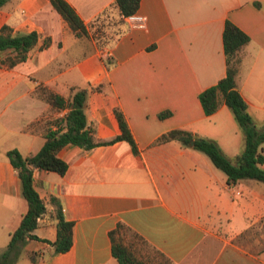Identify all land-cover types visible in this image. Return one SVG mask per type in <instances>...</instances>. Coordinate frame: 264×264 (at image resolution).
Wrapping results in <instances>:
<instances>
[{
	"label": "crops",
	"instance_id": "0c3cea01",
	"mask_svg": "<svg viewBox=\"0 0 264 264\" xmlns=\"http://www.w3.org/2000/svg\"><path fill=\"white\" fill-rule=\"evenodd\" d=\"M65 1L85 36H75L48 0L0 6V28L37 33L24 61L0 65V252L26 210L5 152L34 154L73 93L85 88L83 112L94 138L119 133L118 107L136 150L123 140L88 150L66 145L57 152L67 165L62 175L33 169L45 211L31 232L37 239L26 240L14 264H118L108 237L117 223L168 264H264V186L254 179L227 184L206 155L176 140L151 144L182 129L213 140L230 161L241 150L229 108L221 103L205 115L198 101L225 74V20L249 38L239 51L236 86L254 124H264V0H139L134 13L142 25L120 17L114 0ZM98 18H115L118 25L105 46L91 37ZM44 38L49 42L41 48ZM45 91L65 106H51ZM161 112L168 114L160 118ZM54 208L72 223L65 252L41 241L55 238Z\"/></svg>",
	"mask_w": 264,
	"mask_h": 264
},
{
	"label": "trees",
	"instance_id": "16d2710c",
	"mask_svg": "<svg viewBox=\"0 0 264 264\" xmlns=\"http://www.w3.org/2000/svg\"><path fill=\"white\" fill-rule=\"evenodd\" d=\"M7 0H0L2 6ZM51 7L67 23L75 36H85L86 29L73 8L65 0H48ZM139 0H114L120 17L136 11ZM37 33L10 34L5 26L0 28V65L12 67L26 58L27 51L36 43ZM248 36L228 20L224 21L221 41L225 59V74L215 84L205 88L198 94V101L205 115L213 113L223 103L231 111L233 118L242 134V148L235 154L232 161L224 156L217 144L208 138L198 137L189 131L171 129L158 135L151 144H160L168 140H176L183 147L192 148L203 153L212 165L220 170L227 184L240 179H254L264 183V124L256 126L246 112L245 103L238 93L236 75L239 65V51L248 42ZM48 38H44L40 47L48 45ZM86 89L73 93L67 103V111L59 124L53 129L48 128L44 134V141L40 148L31 155L22 156L16 149L5 152L9 164L15 170L20 183V194L26 202V210L21 215L17 227L10 232L9 239L0 252V264H14L27 239H37L31 232L36 226L37 218L45 211L43 201L38 197L32 185L33 169L52 171L62 175L66 171V163L57 156L59 149L66 145H75L84 150L94 146L109 144L117 140L127 142L135 151V143L128 129L126 120L118 107L113 108L119 133L109 140L94 138L93 128L86 124L83 112ZM45 100L56 108L65 106V100L60 96L45 91ZM78 105V107H75ZM168 112H161L158 117L166 116ZM57 122V121H55ZM54 122V123H55ZM57 219L55 238L47 242L53 252H65L71 244V225L65 220L58 208H54ZM110 251L118 264H146L143 256L132 251L131 242L146 243L128 227L117 223L108 231ZM127 238L128 242L124 240ZM147 246V245H146ZM148 247V246H147ZM153 251V250H152ZM159 258L158 264H168V260L153 251Z\"/></svg>",
	"mask_w": 264,
	"mask_h": 264
},
{
	"label": "rangeland",
	"instance_id": "374dc122",
	"mask_svg": "<svg viewBox=\"0 0 264 264\" xmlns=\"http://www.w3.org/2000/svg\"><path fill=\"white\" fill-rule=\"evenodd\" d=\"M102 20V21H101ZM96 27L94 30L91 31V37L96 40V44L99 46H105L107 45L115 33L118 30V25L115 18H103L99 19L98 22L95 23ZM0 58H2V55H0ZM258 183L262 186H264L263 182ZM125 242H128L127 238L124 240ZM132 251L135 252L139 256L148 255V258L146 257L144 261L146 264H154L155 260H159V258L156 256V254L146 245L139 241H130Z\"/></svg>",
	"mask_w": 264,
	"mask_h": 264
},
{
	"label": "built area",
	"instance_id": "2783aa9c",
	"mask_svg": "<svg viewBox=\"0 0 264 264\" xmlns=\"http://www.w3.org/2000/svg\"><path fill=\"white\" fill-rule=\"evenodd\" d=\"M124 20L127 21L128 23L136 24V25H142V22H143L142 16L136 13H132V14L124 16Z\"/></svg>",
	"mask_w": 264,
	"mask_h": 264
},
{
	"label": "water",
	"instance_id": "95a60500",
	"mask_svg": "<svg viewBox=\"0 0 264 264\" xmlns=\"http://www.w3.org/2000/svg\"><path fill=\"white\" fill-rule=\"evenodd\" d=\"M75 107H78V105H76Z\"/></svg>",
	"mask_w": 264,
	"mask_h": 264
}]
</instances>
